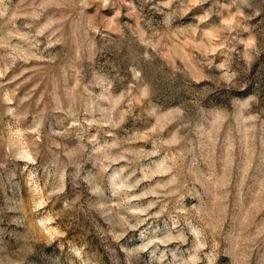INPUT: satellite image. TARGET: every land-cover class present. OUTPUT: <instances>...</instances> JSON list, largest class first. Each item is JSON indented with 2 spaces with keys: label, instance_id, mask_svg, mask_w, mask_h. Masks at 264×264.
Returning a JSON list of instances; mask_svg holds the SVG:
<instances>
[{
  "label": "rangeland",
  "instance_id": "rangeland-1",
  "mask_svg": "<svg viewBox=\"0 0 264 264\" xmlns=\"http://www.w3.org/2000/svg\"><path fill=\"white\" fill-rule=\"evenodd\" d=\"M0 264H264V0H0Z\"/></svg>",
  "mask_w": 264,
  "mask_h": 264
}]
</instances>
